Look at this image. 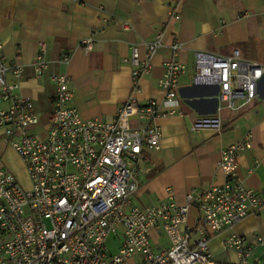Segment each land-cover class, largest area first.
I'll list each match as a JSON object with an SVG mask.
<instances>
[{
  "label": "built area",
  "instance_id": "2783aa9c",
  "mask_svg": "<svg viewBox=\"0 0 264 264\" xmlns=\"http://www.w3.org/2000/svg\"><path fill=\"white\" fill-rule=\"evenodd\" d=\"M128 29L124 23L123 30ZM94 43L92 32L81 40L80 48L88 55ZM162 47L161 34L142 45L143 58L138 47H131L134 92ZM38 48L33 73L41 80L50 64L46 44L40 42ZM182 49L174 42L171 58L163 64L162 105L130 97L110 123L83 119L72 106L68 76L49 74L55 93L43 135L31 133L41 122L32 98L18 93L23 67L0 62V137L21 161L29 182L28 188L23 187L0 167V264H217L209 246L212 237L264 213V194L247 187L238 175V156L251 148L250 135L221 151L222 185L201 193L190 191L184 205L175 202L170 188L158 204L132 203L143 152L160 148L162 134L156 121L178 114L179 79L186 73L179 59ZM69 59L65 55L59 62L67 64ZM263 75L262 66L241 59L238 51L225 58L194 54L193 85L217 87L218 100L230 109L256 98ZM203 130L222 133L218 119L202 118L191 129ZM191 205L199 213L194 228L187 227ZM154 235L164 236L168 245L160 246ZM222 247L237 254V264H259L254 255L257 249L264 250V238L247 242L231 235Z\"/></svg>",
  "mask_w": 264,
  "mask_h": 264
},
{
  "label": "crops",
  "instance_id": "0c3cea01",
  "mask_svg": "<svg viewBox=\"0 0 264 264\" xmlns=\"http://www.w3.org/2000/svg\"><path fill=\"white\" fill-rule=\"evenodd\" d=\"M124 23L129 24L128 30H123ZM92 32L94 47L86 55L80 42ZM158 34L163 37V47L134 92L131 47H138L143 58L142 45ZM40 42L46 44L50 68L43 79L36 80L33 63ZM174 42L183 46L179 59L186 66L179 79L178 114L156 121L162 134L160 148L143 152L132 203L139 207L158 204L170 188L175 202L184 205L190 191L201 193L222 185L220 153L247 135L251 148L239 153L238 175L247 187L264 194V75L256 98L248 104L237 103L234 109L218 100L217 87L192 83L196 52L225 58L238 51L241 59L264 68V0H0V62L23 67L18 93L32 98L34 110L41 116H49L52 110L55 88L48 79L51 73L68 76L72 106L85 120L110 123L130 97L141 103L153 99L162 105L159 81ZM65 55L69 62L61 64ZM202 118L218 119L222 133L192 132ZM198 221L197 208L191 205L187 227L194 228ZM231 235L247 242L264 238V213L249 216L212 237L209 246L217 264L238 263L237 254L222 247ZM153 238L160 246L168 245L164 236ZM263 257L264 250L257 249L254 259Z\"/></svg>",
  "mask_w": 264,
  "mask_h": 264
},
{
  "label": "rangeland",
  "instance_id": "374dc122",
  "mask_svg": "<svg viewBox=\"0 0 264 264\" xmlns=\"http://www.w3.org/2000/svg\"><path fill=\"white\" fill-rule=\"evenodd\" d=\"M41 107H43L41 105ZM49 116L47 113L41 116V122L39 126H37L34 130H31L32 134L43 135L46 132L47 125H48ZM0 167L9 171L15 178L19 181V183L25 187H29V182L26 177L23 165L14 151L9 148L5 147L2 144V138L0 137ZM109 245H112L113 242L110 240L108 242ZM154 245V242H153ZM116 244H114V248L111 246L112 251H116ZM155 247V246H154Z\"/></svg>",
  "mask_w": 264,
  "mask_h": 264
},
{
  "label": "trees",
  "instance_id": "16d2710c",
  "mask_svg": "<svg viewBox=\"0 0 264 264\" xmlns=\"http://www.w3.org/2000/svg\"><path fill=\"white\" fill-rule=\"evenodd\" d=\"M264 261V257L260 260V263Z\"/></svg>",
  "mask_w": 264,
  "mask_h": 264
},
{
  "label": "water",
  "instance_id": "95a60500",
  "mask_svg": "<svg viewBox=\"0 0 264 264\" xmlns=\"http://www.w3.org/2000/svg\"><path fill=\"white\" fill-rule=\"evenodd\" d=\"M259 264H264V261H263V262H261V263H259Z\"/></svg>",
  "mask_w": 264,
  "mask_h": 264
}]
</instances>
